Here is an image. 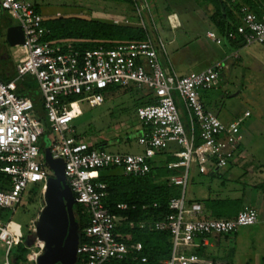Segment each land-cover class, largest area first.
<instances>
[{
	"label": "built area",
	"instance_id": "1",
	"mask_svg": "<svg viewBox=\"0 0 264 264\" xmlns=\"http://www.w3.org/2000/svg\"><path fill=\"white\" fill-rule=\"evenodd\" d=\"M137 19H115V24H135L147 32L143 42L119 44L111 48L100 46L85 51L65 49L48 40L51 29L45 26V17L30 2L21 0H0L2 10L14 16L24 34V42L18 45L15 58V78L0 79V173L11 179L9 188L0 189V209H12L21 204L28 194L29 184H40L44 206V195L52 169L45 161V153L39 146V139L45 134L43 118L49 122L52 132L60 138L53 140L50 147L53 158L65 162L67 184L75 197V204L88 207V225L83 230L84 241L79 243L77 256L82 264H109L112 260H124L142 251L141 243L133 246L123 242L117 229L123 217L112 214L106 204L108 184L97 180L102 168H119L125 176L143 177L156 166V158L171 144L178 145L172 153L175 161H167L168 168H185L182 175L170 178V183L182 188L181 196L170 200L172 211L162 220L145 221L142 229L167 230L173 239V252L165 264H206L197 254H178L180 247H206L213 234H231L242 227L259 222L255 208L238 212L235 218H199L202 204L187 199L189 170L197 164L203 174L211 168L223 169L230 166L239 151L242 136L239 127L245 117L232 123L223 122L208 110L200 99L201 89L217 87L225 61L238 59V51L228 55L199 72L181 75L170 67H163L159 49L167 53L166 43L161 37L154 41L143 17L146 13L156 29L149 0H132ZM242 23L236 31H230L227 38L243 43L244 47L264 44V10L256 14L242 6ZM61 16V14H57ZM174 17L168 21L173 29ZM207 38L218 45L224 41L215 31L209 30ZM33 76L39 85L41 110L29 96L18 95V87L25 78ZM147 86L152 90L155 102L137 109L138 119L144 130L138 137L142 153H117L97 148L79 136L71 135L75 130L70 124L83 115L84 105L91 108L105 102L104 92L112 86ZM178 92L186 106L189 124L185 125L180 116L174 93ZM35 112V114H34ZM200 135L196 138V128ZM158 206V204H155ZM121 210L127 204H118ZM43 208V207H42ZM42 211V210H41ZM40 217V215H39ZM36 221L30 222L37 238L36 247L29 261H37V254L44 251L37 235ZM0 243L5 247V263L15 264L13 249L24 243L23 237L15 231L11 222L0 219ZM133 258H138L135 256ZM143 262L147 258H142Z\"/></svg>",
	"mask_w": 264,
	"mask_h": 264
},
{
	"label": "rangeland",
	"instance_id": "2",
	"mask_svg": "<svg viewBox=\"0 0 264 264\" xmlns=\"http://www.w3.org/2000/svg\"><path fill=\"white\" fill-rule=\"evenodd\" d=\"M30 2L36 6L42 15L49 19L61 14L62 16H79L87 19H97L104 22H113L115 19L130 18L135 22L137 14H134L132 6L122 0H21ZM157 31L151 25L146 13L143 17L149 27V34L154 41L161 37L166 43L167 53L159 49V58L163 67L177 68L181 75L199 72L207 65L224 60L233 51L225 44L218 45L206 34L209 30L218 32L212 26L207 17H201V9L193 2L186 0H149ZM155 5V6H153ZM169 7L177 10L183 27L172 29L167 15ZM0 79L5 81L15 78V58L17 49L7 41L6 31L17 26L19 21L6 10L0 13ZM182 16V17H181ZM132 18V19H131ZM175 19V18H174ZM176 23V22H174ZM220 36V35H219ZM222 38V37H221ZM240 59H229L225 61L221 71V80L213 89H201L200 99L205 107L218 116L223 122L229 124L244 117L239 127L242 143L238 155L242 152L250 164L256 169L253 173H247L246 168L239 165H230L223 169L211 168L210 172L203 174L199 171L197 164L193 163L189 171V183L187 186V199L202 204L203 212L199 218L214 219L216 213L209 207L215 200H235L230 210V217L235 218L237 209L254 207L259 211L260 217L264 219V44H253L239 48ZM237 50V51H238ZM32 78L30 75L27 76ZM30 86L36 88L38 82L29 81ZM152 96V90L147 86L138 88L136 86H112L104 92L105 102L98 107L91 108L84 105L83 115L74 120L70 126L75 133L66 136H79L88 142L103 145L101 149L117 153H142L143 148L138 144V137L144 130L137 116V109L146 105ZM177 107L185 125L189 124L188 111L180 99L178 92L174 93ZM39 107L35 109L39 113ZM41 110V109H40ZM34 112V114H35ZM43 125L45 134L39 139L42 153L52 146L53 140L60 138L58 133L52 132L49 122L45 116ZM200 130L196 128L198 139ZM178 149V145L171 144L166 151L156 158V166L166 165L167 161H175L171 155ZM116 170H120L116 168ZM172 176L182 175L185 168L169 170ZM11 179L0 173V189L9 188ZM40 184H29L28 194H24L21 204L12 209H0V219L11 222L13 228L28 244L27 259L22 258L19 264H35L29 261L36 247L37 238L34 228L30 229V222L36 221L43 210V199L40 195ZM175 190L182 192L181 187ZM45 202V199H44ZM43 207V208H42ZM75 217L80 220H89L88 207L84 204H75ZM218 208V215L222 214ZM40 219V218H39ZM39 225V220L38 223ZM82 224V223H81ZM250 229L258 230L254 238L259 250L264 248V224L248 226ZM83 226H80V236ZM244 229L240 228L238 231ZM237 231V232H238ZM221 234H213L211 241L218 242ZM236 239L235 232L229 234ZM197 247H180L178 254L197 253ZM17 248L14 247V254ZM5 247L0 243V264L5 262ZM43 253V252H42ZM41 253V254H42ZM201 256V255H200ZM204 256V255H203ZM207 256V255H206ZM82 264V259L79 261ZM78 263V264H79ZM255 264H261L258 260Z\"/></svg>",
	"mask_w": 264,
	"mask_h": 264
},
{
	"label": "trees",
	"instance_id": "3",
	"mask_svg": "<svg viewBox=\"0 0 264 264\" xmlns=\"http://www.w3.org/2000/svg\"><path fill=\"white\" fill-rule=\"evenodd\" d=\"M122 1L129 3L134 14H136V3L134 1ZM153 1L157 4V0ZM261 1L263 0H193V3L199 6L200 9L210 12L207 18L223 38V44L230 50H234L242 48L244 45L243 43L230 41L227 34L230 31H236V27L242 23L241 7L246 6L256 14H261L263 12ZM167 10L169 13L171 12L169 7H167ZM126 19L130 20V18ZM44 24L51 29L48 40L54 45H62L65 49L85 51L100 46L111 48L119 44L143 42L147 39V32L138 25L115 24L114 22L87 19L75 15L45 18ZM31 77H26L19 84L17 93L21 96L31 97L36 108L41 109L40 91L38 92L30 86L29 81L36 82V79L33 76ZM11 78L10 76L6 82L10 81ZM36 88L39 89V85ZM154 102L155 99L151 96L146 105ZM102 146L99 143L96 144L97 148H102ZM169 170L172 169L165 165L154 166L148 175L135 177L125 176L121 170L117 171L116 168L100 169V176L97 180L108 184L106 204L113 215L125 219L117 229L120 239L130 246L141 243L143 247L142 251L135 253L138 256L137 259L133 258L134 254L133 257L124 260H112L109 264H165L171 258L173 252L171 233L167 230L142 229L139 226L141 222L162 220L172 212L169 208L170 200L179 197L180 193L175 190L178 186L170 183V178L173 176ZM259 187L263 188L264 185ZM235 202V200L230 199L214 200L209 207L216 213L217 218L230 217V210H232ZM118 204H127L128 208L121 210L117 207ZM155 204H158V206H155ZM218 208L222 212L220 215H218ZM236 211L238 213L239 209ZM76 221L79 228L83 226L80 236V241L83 242V230L88 225L89 220L83 219L81 216L82 224L77 218ZM16 248L18 262L22 258L26 260L28 254L26 242L24 241ZM196 251L197 253L192 254L205 255V250L202 247H197ZM142 258H147V261L143 262Z\"/></svg>",
	"mask_w": 264,
	"mask_h": 264
},
{
	"label": "water",
	"instance_id": "4",
	"mask_svg": "<svg viewBox=\"0 0 264 264\" xmlns=\"http://www.w3.org/2000/svg\"><path fill=\"white\" fill-rule=\"evenodd\" d=\"M7 41L11 46L24 42L19 26L8 29ZM45 161L53 175L47 184L45 206L37 224V235L45 242V249L35 264H76L80 232L74 213L75 197L66 181L65 162L53 158L50 148L45 151Z\"/></svg>",
	"mask_w": 264,
	"mask_h": 264
},
{
	"label": "crops",
	"instance_id": "5",
	"mask_svg": "<svg viewBox=\"0 0 264 264\" xmlns=\"http://www.w3.org/2000/svg\"><path fill=\"white\" fill-rule=\"evenodd\" d=\"M186 1L187 2H193V0H186ZM261 4H262V8L264 10V0L261 1ZM169 15H176V17H177V19L175 21L176 23H173L174 25H176L175 29L183 27V22L180 20V16L178 15L177 10H172L170 13H168L167 20H168ZM209 15H210L209 11H205L204 9H201V17H209ZM12 27H15V26H12ZM7 31H6V34H7ZM218 35H219V33H218ZM228 49H230V48H228ZM237 50L238 49H234L232 51L235 52ZM238 52H239V50H238ZM240 57L241 56H239L238 59H240ZM207 67H208V65L205 68H207ZM205 68H203L202 70H204ZM172 69H174L175 71L178 70L177 68H173V67H172ZM177 72L179 73V71H177ZM179 74H181V73H179ZM220 80H221V76H220ZM219 81H218V83H219ZM240 147H241V145H240ZM239 150H240V148H239ZM245 156H246V154L241 152L238 155V157L236 156L234 162L231 165H239L242 168H246L247 173L255 172L256 169L250 164V162L248 161V159ZM227 200H229V199H227ZM250 208H254V207H250ZM244 209H246V208H244ZM241 210H243V208L240 209L239 211H241ZM258 214H259V222L255 225L264 224V219L260 217L259 211H258ZM257 232H258V230L255 231V229H250L249 227H244V229H242L238 232H235L237 237L234 240L232 239L231 235H229V234L219 235V236H221V238L218 239V242L211 241V238H210L209 246L202 247L205 250L204 251L205 255L201 256V257H203V259H205L206 264H255L258 260L261 262V264H264V248L259 250V248L261 246L256 245L257 239L254 238V236L256 235ZM26 244H27V242H26ZM17 254L18 253H16V252L13 254V260H14L15 264L21 263V261L18 262V260H17Z\"/></svg>",
	"mask_w": 264,
	"mask_h": 264
},
{
	"label": "bare ground",
	"instance_id": "6",
	"mask_svg": "<svg viewBox=\"0 0 264 264\" xmlns=\"http://www.w3.org/2000/svg\"><path fill=\"white\" fill-rule=\"evenodd\" d=\"M175 18V17H174ZM176 21V18H175V20H174V22ZM46 190H47V188H46ZM46 190H45V192H46ZM44 199H45V195H44ZM40 239V238H39ZM41 240V239H40ZM41 245L44 247V249H45V242L43 241V240H41ZM44 252V251H43ZM41 255V253L40 254H37L36 256H37V259H38V257Z\"/></svg>",
	"mask_w": 264,
	"mask_h": 264
}]
</instances>
